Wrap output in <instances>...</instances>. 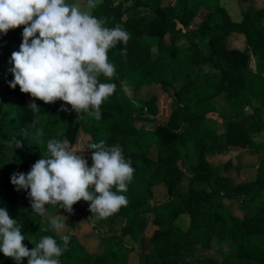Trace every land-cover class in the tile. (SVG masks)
Instances as JSON below:
<instances>
[{"label": "trees", "instance_id": "16d2710c", "mask_svg": "<svg viewBox=\"0 0 264 264\" xmlns=\"http://www.w3.org/2000/svg\"><path fill=\"white\" fill-rule=\"evenodd\" d=\"M221 1L170 0L164 4L163 0H102L92 14L107 18L106 27L119 25L130 39L126 46L118 44L108 52L116 75L111 80L101 77L100 81L114 83L116 90L101 105L99 120L86 114L80 119L66 104L69 111H60L62 101L44 104L21 93L19 86L9 88L13 79L8 71L12 66L9 59L13 51L19 50L23 26L0 34V207L21 226L25 246L31 249L34 244L28 240L38 241L53 232L43 231L48 227L47 217L31 210L27 192L15 190L11 175L26 174L46 151L49 139L67 140L76 146L82 134L89 137L87 147L101 140L108 146L119 144L135 170L128 189L137 182L147 198L135 199L129 197V191L124 193L127 205L98 220L108 222L111 234L107 236H100L87 203L82 214L94 219V225L89 224L93 236L84 228L87 235L80 240L82 237L73 234L71 228L60 264H162L167 259H181L189 243L199 254L211 253L216 245L222 249L221 257L192 256L181 264H264V195H252L245 202L241 218L231 205L241 188L252 184L264 188V154L245 152L258 161L255 178L252 182L235 181L240 166L232 176L210 162L217 153L222 131L208 120L213 113L223 112L224 122L235 123L249 108L264 129L259 112L264 106V1L257 8L256 0H236L239 21L221 6ZM231 37H239L242 48L230 45ZM252 59L259 60L261 72L250 70ZM122 81L127 83L128 91L123 90ZM149 88H159L168 96L166 119L159 118L155 95L144 101L137 99L140 92ZM28 100L35 102L40 112H32ZM220 100L224 103L221 107L217 104ZM155 120L159 123L148 130L142 126ZM37 130L43 133L38 138L40 143L34 138ZM231 130L232 135L233 130L239 133ZM247 138L250 145L249 135ZM17 140L24 146L15 148ZM153 146L158 148L157 167L149 171L145 162ZM90 156L87 148L84 157L89 167ZM186 173L189 185L184 190L181 185ZM154 185L166 189L168 200L150 204L149 214L155 219L156 229L143 241L142 209L152 201L150 188ZM61 210L48 206L53 215H59ZM183 218L187 220L184 228L177 225ZM71 227L76 228L74 224ZM52 236L62 243L60 236ZM133 244L148 247L150 253L138 254ZM0 264L15 261L0 253ZM22 264H27V258Z\"/></svg>", "mask_w": 264, "mask_h": 264}, {"label": "clouds", "instance_id": "9594fccd", "mask_svg": "<svg viewBox=\"0 0 264 264\" xmlns=\"http://www.w3.org/2000/svg\"><path fill=\"white\" fill-rule=\"evenodd\" d=\"M97 0L69 4L67 0H0V34L23 26L22 41L18 51H13L8 69L13 79L9 88L19 86L21 93L34 100L52 104L62 101L60 111L71 112L84 119H101V105L111 97L114 83L111 80L116 67L109 62L108 52L118 44L127 45L130 34L119 25L106 27L107 18L92 14ZM126 51V48L124 49ZM124 91L128 85L122 81ZM32 112H40L33 102ZM29 135L27 130H22ZM42 130H37L39 137ZM15 148L24 144L17 140ZM91 166L82 155L84 149L71 145L67 140L51 138L46 151L25 174L15 172L10 177L16 191L24 190L31 210L47 217L48 227L43 231L59 234L66 227V217L49 213L48 206L63 209L72 215L73 205L83 200L96 220L116 214L128 203L124 195L134 177L132 161L123 155L119 144L106 145L101 140L90 143ZM62 217V219H61ZM26 239L18 222L0 207V253L15 264H60L59 258L67 251L70 238L61 236L62 243L52 235L38 241L28 240L29 249L22 242Z\"/></svg>", "mask_w": 264, "mask_h": 264}, {"label": "rangeland", "instance_id": "374dc122", "mask_svg": "<svg viewBox=\"0 0 264 264\" xmlns=\"http://www.w3.org/2000/svg\"><path fill=\"white\" fill-rule=\"evenodd\" d=\"M102 0H97V5L99 3H101ZM168 1L170 0H163L164 4H167ZM74 2L79 3L80 5H83V3H86V0H74ZM221 6H223L228 13L235 18V15L237 14V12L239 13V9L237 6V1L236 0H222L220 2ZM83 7V6H82ZM157 55V51L154 49L153 50V58H155ZM250 70H252L253 72L259 73L261 72V67H260V63L259 60L257 59H252L250 62ZM151 95H155L158 99V106H159V110H160V120H164L167 118L168 114H169V108H168V96L163 94L161 92V90L159 88H149V89H145L144 91L140 92L137 95V99L139 101H144L146 99H148ZM29 103H31V100H28ZM218 106H223L224 103L222 100L218 101ZM253 112L251 109L247 108L246 112ZM259 112L261 113L262 119L264 121V106L260 108ZM223 112H215L213 113L210 117H209V121L213 123V126L215 129L222 131V133L219 135V145L217 148V153L210 158V162L213 166L217 167L220 170L223 169H228L230 170V168L233 165L234 162H237L235 160H237V158L239 157V160L241 163H243V165H240V171H239V178H237L235 181H253L255 178V168L257 165V159L255 157H252V160H248L246 163L243 162V160L241 159V157L239 156L240 154H242L244 151H253L258 155H263L264 154V129L262 128L261 131L259 132H250L249 134L247 133L246 136H243L244 140L247 141V135H249V138L251 139V144H248V141L246 143L245 147H242V145H240V141L238 144H235L233 142H228L227 141V137L224 136V125L226 124V122H224L221 119V115H223ZM256 116V114H254ZM159 123V120H155L153 121V123L151 124H142V126L148 130L150 129L152 126H155L156 124ZM261 123V121H260ZM262 125V123H261ZM89 139V137L85 136V135H80L78 142L76 144L75 147H78L80 149H84L82 152V155L84 156L85 153L87 152V143L86 141ZM157 156H158V148L157 146H153L146 157V168L149 171H154L157 167ZM251 169V170H250ZM1 174V172H0ZM235 178V177H234ZM137 182L136 183H132V186L130 187V189H128V195L129 197L135 198V199H145L147 198V195L145 193L144 189H140L137 187ZM189 185V174L186 173L185 179L182 182L181 187L185 190L187 189ZM150 191L152 192V201L151 202H146L144 207H143V215L142 218L140 220V230H141V236L143 241L147 240L151 237L153 231L156 229L155 226V219L154 217L149 214V206L151 203H163L165 201L168 200V194L165 188L159 186V185H154L150 188ZM260 192L261 195H264V188H262L259 185H255L252 184L250 186H246L241 188L235 195V200L233 203H231V205L234 207L235 209V215L239 218H241L245 212V202H247L250 197L252 195H254L255 193ZM88 202H85L83 200L77 202L76 204L73 205V214L69 215L67 212H64L63 209L61 210V212L59 213V215L65 216L67 219L65 221L66 223V227L62 230V232H60L59 234L53 232L52 234H56L58 236H64L67 234L68 231H70V229L72 228V233L79 236V237H86L87 233L85 231L84 228L88 229V231L91 233V235L93 236V230H92V226H89V224L91 225V223L94 225V219L87 214V218H89L88 223L85 224L84 221H82L86 226H80L78 227L77 225L75 226L77 228V230H74L73 227V221L74 219L80 220L81 218H84L83 216V212L82 210L85 208L86 204ZM62 219V217H61ZM86 219V218H85ZM90 222V223H89ZM95 222L97 223V226L99 228V233L100 236H107L109 234H111V229L107 228L108 227V222L106 220L100 221L98 222V220L95 219ZM81 224V223H80ZM82 225V224H81ZM177 225L180 227H186L187 226V220L185 218L183 219H179V221H177ZM79 229V230H78ZM110 232H109V231ZM114 230V229H113ZM113 234V233H112ZM114 235V234H113ZM133 246L135 247V250L138 254L141 255H147L150 253V250L148 247H141L140 245H135L133 244ZM90 248V247H89ZM194 245L192 243H189L183 253V257L180 260H165L162 264H181L184 260L189 259L190 257H198V258H202V257H206V256H212L216 259H220L221 255L220 253L222 252V249L218 246L215 245L214 249L211 251V253L209 254H199L198 252L194 251ZM130 264H138L136 262H131Z\"/></svg>", "mask_w": 264, "mask_h": 264}, {"label": "crops", "instance_id": "0c3cea01", "mask_svg": "<svg viewBox=\"0 0 264 264\" xmlns=\"http://www.w3.org/2000/svg\"><path fill=\"white\" fill-rule=\"evenodd\" d=\"M264 0H256V4L254 5V7H257V8H260L262 6V3H263ZM84 6V5H82ZM235 21H239L240 20V12L235 15V18H233ZM229 44L236 47V48H242V42H241V39L238 37H231L229 39ZM236 123V124H235ZM235 123H232V122H227L225 125H224V136H226L228 139L227 141L228 142H233L235 144H238L239 141L241 142L240 145H242V147H245L246 146V143L247 141L244 140L243 136H246L247 133H250V132H259L261 131V129L263 128L259 119L257 118V116L254 115L253 112H246L244 117L240 120H238L237 122ZM236 129V130H239V133L236 134V131L233 130V134L232 135V130L231 129ZM235 132V133H234ZM220 138V137H219ZM245 152L247 151H244L242 154H240L239 156L241 157V159L243 160L244 163H246L248 160H252L253 158L247 154H244ZM252 158V159H251ZM237 162H234L233 165L230 170L226 169L227 171H229V173L234 176L235 175V172L237 171V168L238 166H242L243 163L240 162L239 160V157L237 158V160H235ZM257 164H258V161H256ZM257 166V165H256ZM251 170V169H250ZM238 182H245L243 180H240ZM250 186V185H249ZM88 219H85V218H81V221L80 220H77V219H74L73 221V224L74 226H82L86 223H88ZM84 221L85 224L82 222ZM82 225H81V224ZM74 230H77V228H74ZM80 240H83V238H79ZM167 260H180V259H167Z\"/></svg>", "mask_w": 264, "mask_h": 264}]
</instances>
